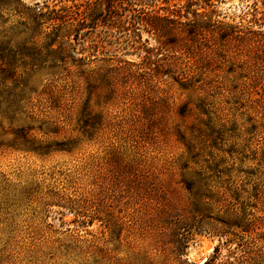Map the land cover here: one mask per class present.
<instances>
[{
  "label": "rangeland",
  "instance_id": "1",
  "mask_svg": "<svg viewBox=\"0 0 264 264\" xmlns=\"http://www.w3.org/2000/svg\"><path fill=\"white\" fill-rule=\"evenodd\" d=\"M52 1L0 0V264H264V0L122 70L52 65Z\"/></svg>",
  "mask_w": 264,
  "mask_h": 264
},
{
  "label": "trees",
  "instance_id": "2",
  "mask_svg": "<svg viewBox=\"0 0 264 264\" xmlns=\"http://www.w3.org/2000/svg\"><path fill=\"white\" fill-rule=\"evenodd\" d=\"M43 8L33 13V32L46 40L52 65L77 69L92 63L106 70L155 69L163 56L186 55L196 30L207 27L198 13L207 0H56Z\"/></svg>",
  "mask_w": 264,
  "mask_h": 264
},
{
  "label": "bare ground",
  "instance_id": "3",
  "mask_svg": "<svg viewBox=\"0 0 264 264\" xmlns=\"http://www.w3.org/2000/svg\"><path fill=\"white\" fill-rule=\"evenodd\" d=\"M191 254H193V253H191ZM199 255V254H198Z\"/></svg>",
  "mask_w": 264,
  "mask_h": 264
}]
</instances>
